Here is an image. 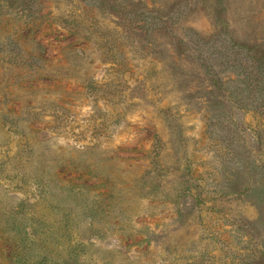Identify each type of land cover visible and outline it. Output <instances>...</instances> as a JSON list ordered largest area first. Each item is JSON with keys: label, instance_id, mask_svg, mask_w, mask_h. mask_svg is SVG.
I'll return each mask as SVG.
<instances>
[{"label": "rangeland", "instance_id": "374dc122", "mask_svg": "<svg viewBox=\"0 0 264 264\" xmlns=\"http://www.w3.org/2000/svg\"><path fill=\"white\" fill-rule=\"evenodd\" d=\"M264 264V0H0V264Z\"/></svg>", "mask_w": 264, "mask_h": 264}, {"label": "trees", "instance_id": "16d2710c", "mask_svg": "<svg viewBox=\"0 0 264 264\" xmlns=\"http://www.w3.org/2000/svg\"><path fill=\"white\" fill-rule=\"evenodd\" d=\"M38 264H44V262H42V263H41V262H39Z\"/></svg>", "mask_w": 264, "mask_h": 264}]
</instances>
